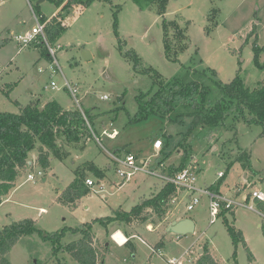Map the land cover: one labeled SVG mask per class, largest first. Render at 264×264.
<instances>
[{
    "label": "rangeland",
    "instance_id": "obj_1",
    "mask_svg": "<svg viewBox=\"0 0 264 264\" xmlns=\"http://www.w3.org/2000/svg\"><path fill=\"white\" fill-rule=\"evenodd\" d=\"M60 2L64 3L58 5ZM59 10L65 27L55 40L61 47L57 53L59 67L52 69L53 59L45 44L22 48L15 37L30 30L36 16L50 18ZM164 21H176L185 29L187 37L176 35L171 26L168 29L172 60L181 46H188L178 53L177 61L165 54ZM256 47H264V0H169L165 14H160L157 3L146 0H0V112L18 114L16 102L27 105L33 97L41 98L44 104L56 100L66 109L90 111L100 139L98 142L92 136L85 144H66L60 139V147L65 146L64 160L50 152L47 170L39 165L38 151L33 150V165L24 170L11 196L0 205V230L13 221L31 219L51 233L110 216L120 207L130 211L142 198L160 189L161 183L143 171L125 181L117 169L133 171L120 167L111 155L131 153L139 163L147 161L156 166L163 161L169 166L179 164L187 148L191 150L187 165L197 162L196 187H218L222 196L243 204L225 214L243 233L255 258L253 264H264V215L250 198L254 190L264 192L262 128L228 119L214 138L205 140L198 129L188 133L192 110L180 103L167 118L151 115L135 124L128 119L138 110L139 94L158 90L156 79L166 82L177 78L181 84L199 81L210 88L209 105L222 96L216 83L224 85L240 71L247 85L254 87L264 80V73L254 63ZM84 50L89 60L84 58ZM128 51L136 52L144 63L135 66L132 56H125ZM261 60L264 62V55ZM66 81L79 88V103L70 95ZM52 82L57 85L55 89ZM113 130L119 133L115 139L103 135ZM156 138L165 143L160 157L152 156ZM245 156L249 157L248 167L241 159ZM92 167L103 176H96ZM85 170L95 186L89 187L75 208L60 202L59 196L74 181L75 172ZM30 173L34 180L28 179ZM178 194L176 202L173 198L165 205L163 221L153 215L147 225H122L116 232L111 229L110 235L96 224L95 246L101 252L105 245L111 249L105 264H163L164 259L180 257L187 250L198 260L201 248H207L219 264H250L247 247L240 244L235 249L223 216L210 224L208 196L196 192L200 202L189 212L187 194ZM181 218L195 221V233L182 237L167 234V227ZM119 234L121 239H115ZM127 239L131 240L130 247L117 246L126 244ZM71 240L66 237L63 242ZM161 243L163 247L158 246ZM159 249L161 256L153 254ZM8 259L10 264H80L65 252L55 256L51 245L38 234L21 239Z\"/></svg>",
    "mask_w": 264,
    "mask_h": 264
},
{
    "label": "trees",
    "instance_id": "obj_2",
    "mask_svg": "<svg viewBox=\"0 0 264 264\" xmlns=\"http://www.w3.org/2000/svg\"><path fill=\"white\" fill-rule=\"evenodd\" d=\"M133 1L139 2L141 0ZM146 1L157 3L160 14L166 13L169 0ZM63 3L60 2L58 5ZM40 15L42 20L45 21L46 17L43 14ZM115 26L117 27L116 23ZM169 26L175 29L176 35L187 36L185 29L181 28L176 21H164L165 54L172 60L173 47L168 36ZM63 29L51 30L52 40H55ZM187 47V45L181 46L172 61H177L176 56L178 53L184 51ZM120 48L122 50V47ZM262 55H264V47H256L255 67L264 73ZM125 56H132L135 66H138L141 62L144 63L141 56L136 52L128 51ZM154 72L157 74L156 71ZM216 84L220 87L222 96L213 105H209L207 101L210 88L199 81L181 84L177 78L169 79L166 82L156 79L155 85L158 86V90L153 94L149 90L136 97L138 110L134 116L129 115V122L133 124L139 123L151 115L167 118L175 111L176 105L180 103L192 110V124L189 134H193L198 129L204 134L203 139L211 140L216 136L219 127L224 126L228 119H232L241 120L246 125L260 126L262 128V136H264V80L258 81L254 87H250L246 83V77L240 71L232 81L224 85ZM16 104L20 107L18 114L0 112V205L16 188L24 170L30 168V153L33 150L38 151L37 161L39 165L47 170L51 166L50 152L57 159L64 160L65 146L60 147V139H63L66 144H85L92 139L95 133L94 116L91 115L90 111L84 112L83 115L80 110L66 109L56 100H50L44 104L41 98H34L27 105H21L19 102H16ZM190 156L191 150L186 148L180 163L167 166L163 169V172L172 175L181 171L187 166ZM245 157V159L242 157L241 159L245 164L244 166L248 167L250 163L249 157ZM94 168L92 167L90 170L96 176H103L102 171ZM75 173L74 181L59 196L60 202L73 208L77 207L79 202L90 191V188L86 185V170L85 172L76 171ZM210 190L219 193L218 187ZM179 192L177 186L164 182L161 183L160 189L153 191L150 197L142 198L130 211L120 207L114 209L110 216L97 218L76 228L66 227L51 233L40 229L36 221L31 219L13 221L0 230V264H10L8 259L9 252L21 239L33 234H38L44 242L49 243L55 256L65 252L80 264H105L106 256L111 249L105 245V250L101 252L95 246L96 234L94 226L96 224L105 228L106 233L110 235L111 229L116 232L122 225H131L133 223L147 225L152 221L153 215H157L160 221H163L167 215V210L164 209L165 205L170 203L173 198H177ZM255 203L264 215V202L255 200ZM225 212L227 211H222L220 217L223 216L224 218V224L231 236L235 249L240 244L246 246L243 233L235 227V220H230ZM262 228L264 230V225ZM66 237H71L72 240L64 243L63 240ZM130 241L128 240L124 246L130 247ZM158 246L163 247V243ZM130 249L132 252L135 251V247ZM247 252L249 262L253 264L255 258L248 247ZM236 257L237 253L235 250L233 254L234 260H236ZM197 264L219 263L207 248H203Z\"/></svg>",
    "mask_w": 264,
    "mask_h": 264
},
{
    "label": "built area",
    "instance_id": "obj_3",
    "mask_svg": "<svg viewBox=\"0 0 264 264\" xmlns=\"http://www.w3.org/2000/svg\"><path fill=\"white\" fill-rule=\"evenodd\" d=\"M62 11H57L53 14L50 18H46L45 21L42 20V16L35 17L36 18V24L25 33L19 34L15 37L16 42L22 47H30L33 45H40V43H43L41 45H46L47 51L49 56L53 59L51 68L54 69L55 67L58 68V59H57V53L61 49L59 45H55V40H52L51 38V30L55 29H63L65 27L63 20L61 18ZM56 84L52 82L51 88L55 89ZM66 88L69 90L70 95L76 100L77 103H79L78 100V93L79 88L76 86H72L68 81L65 83ZM104 99H107V96L103 97ZM84 115V112H82ZM103 135H106L110 139H115L118 136V131L113 130L112 132L104 131ZM94 138L100 142L99 137L94 133ZM164 147V141L159 138L154 140L153 144V150L154 154L152 156L160 157L162 150ZM114 162L120 167H125L133 172H124L121 168L117 169L118 174L124 178L125 181L130 180L135 172L143 171L149 176H152L160 183H171L178 187L179 191H183L187 194L186 198L188 201L187 204V210L189 212L193 211L195 207L199 204L200 200L198 197H195V193L198 192L199 194H205L209 197V213H210V224H213L216 222V220L220 217L222 211H229L233 210L236 206L243 205L240 202H237L236 200L228 199L224 196H222L219 193L212 192L209 189H201L196 187V165L197 162L193 161L189 165H187L185 168H183L181 171L174 173L172 175H169L167 173L163 172V169L167 167L164 162L159 161L156 166H150V163L147 161H143L139 163L137 161V158L131 154L128 153L124 157L115 154L111 155ZM149 166V168H148ZM219 177H224V173H219ZM35 175L29 174L28 179L34 180ZM123 183L120 185L122 186ZM86 185L88 187H94L95 181L91 178L86 179ZM241 189H238V193H240ZM250 198H253L254 201H262L264 202V192L260 190H254L250 194ZM249 197H247L246 201L250 200ZM177 198H174L173 202H176ZM250 209L253 208V206H249ZM153 254L156 255H162L161 250L154 252ZM197 259L192 256V252L190 250H187L182 256L180 257H173L171 259H164L163 264H196Z\"/></svg>",
    "mask_w": 264,
    "mask_h": 264
},
{
    "label": "water",
    "instance_id": "obj_4",
    "mask_svg": "<svg viewBox=\"0 0 264 264\" xmlns=\"http://www.w3.org/2000/svg\"><path fill=\"white\" fill-rule=\"evenodd\" d=\"M84 58L89 60L88 51H83ZM32 165V162L29 161V166ZM196 231V223L191 218H182L176 221H173L166 229V233L170 236H188L194 234ZM202 253V251H200Z\"/></svg>",
    "mask_w": 264,
    "mask_h": 264
},
{
    "label": "crops",
    "instance_id": "obj_5",
    "mask_svg": "<svg viewBox=\"0 0 264 264\" xmlns=\"http://www.w3.org/2000/svg\"><path fill=\"white\" fill-rule=\"evenodd\" d=\"M63 6H64V5H63ZM63 6H62V7H63ZM69 10H71V8H69ZM59 11H60V10H59ZM56 12H57V11H56ZM33 99H34V97H33ZM30 101H31V100H30ZM48 101H50V100H47L46 102H48ZM118 134H119V133H118ZM156 139H159V138H156ZM156 139H155V140H156ZM153 144H154V141H153ZM153 144H152V151H154V150H153ZM164 146H165V143H164ZM163 149H164V147H163ZM161 154H162V153H161ZM172 164H175V163H172ZM32 165H33V163H32ZM32 165H31V166H32ZM170 165H171V164H170ZM177 165H178V164H177ZM44 181H46V180H44ZM13 191H14V190H13ZM13 191L11 192V194L13 193ZM11 194L9 195V197L11 196ZM219 194H220V192H219ZM221 195H222V194H221ZM9 197H7V199H8ZM7 199H6V200H7ZM6 200H5V201H6ZM181 219H182V218H181ZM113 235H114V234H113ZM124 235H125V234H124ZM125 236H126V235H125ZM126 237H127V236H126ZM113 240H114V239H113ZM127 240H128V239H127ZM127 242H128V241H127ZM117 244H118V243H117ZM124 245H125V244H124ZM124 245L118 244L117 246H118V247H122V246H124ZM200 251H202V248H201Z\"/></svg>",
    "mask_w": 264,
    "mask_h": 264
},
{
    "label": "bare ground",
    "instance_id": "obj_6",
    "mask_svg": "<svg viewBox=\"0 0 264 264\" xmlns=\"http://www.w3.org/2000/svg\"><path fill=\"white\" fill-rule=\"evenodd\" d=\"M114 237V236H113ZM115 239H118V240H120L121 239V236H120V234L119 235H117L116 237H115Z\"/></svg>",
    "mask_w": 264,
    "mask_h": 264
}]
</instances>
